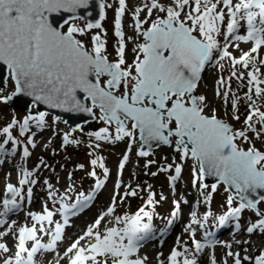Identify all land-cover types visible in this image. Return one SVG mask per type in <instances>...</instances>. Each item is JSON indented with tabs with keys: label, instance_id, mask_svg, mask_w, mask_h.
<instances>
[{
	"label": "snow or ice",
	"instance_id": "snow-or-ice-1",
	"mask_svg": "<svg viewBox=\"0 0 264 264\" xmlns=\"http://www.w3.org/2000/svg\"><path fill=\"white\" fill-rule=\"evenodd\" d=\"M89 2L0 0V82L3 83L0 93L5 91L9 81L14 89L8 95H0V103L23 95L31 97L34 105L86 113L106 125L87 133L88 137L94 138L95 143H89L94 150L101 147L100 142L115 144L127 139L130 151L138 140L141 149L137 156L147 157L154 143L172 146L179 152L181 161L193 162L192 186L202 190L204 203L211 201L217 183L226 185V192L234 190L235 195L227 197V210L216 217L214 227L223 228L235 221L233 226L239 228L241 214L247 209L255 213L257 220L244 230L249 234L257 231L264 234V212L257 208L264 201V151L253 144V138H264L261 104L264 102V55L261 54L264 49V0H144L132 12L134 23L129 27L134 30V36L127 38L122 26L126 0H118L114 19L115 60H109L107 32L101 24L106 18L105 10L111 4L96 0L98 18L89 21L77 14L78 9L88 8ZM142 13L145 14L143 19ZM61 14L67 16L58 25L50 19ZM80 19L85 20L83 27L74 23ZM93 29L100 32L91 35L89 48L78 37L87 36ZM129 42L133 44L131 63L126 59ZM240 42L251 46L248 50L241 49ZM229 47L239 50L240 55L234 56ZM224 60L228 61L229 72L215 80L212 100L203 93L197 95L206 68L219 64L222 73L224 64L220 61ZM5 69L6 74H3ZM233 80L237 82L236 89L232 87ZM245 88L243 95H239L238 91ZM214 102H219L225 114L230 105L232 119L236 122H241L239 109L243 103L247 109L243 127L234 128L221 119L219 109L211 106ZM46 115L40 111L25 115L22 121L13 117L0 128V136H3L0 157L14 155L21 145V141L13 136L14 128L18 127L21 137L31 131L32 125L42 130L47 126ZM113 126L114 131H110ZM34 135L33 132L27 137V143L33 148L36 147ZM9 143L12 145L10 150L5 147ZM79 143L72 138L71 132L63 135L62 146ZM145 146L149 150H144ZM29 156L28 147H23L22 158ZM128 160L126 151L119 161L118 174ZM3 162L0 159V164ZM89 163L94 170L88 175L95 177L97 167L103 170L105 178L109 175L103 157L96 156ZM152 163L155 161H148L145 168ZM173 168L175 174L168 176L172 187L181 176L182 165L168 164L158 169L168 172ZM33 174V171L21 169L18 184L35 185L37 180L31 178ZM205 177L217 179V183L211 185L212 193L203 191L208 187L204 183ZM103 184V180H96L97 189ZM44 185L49 189L48 199L54 200L57 193L52 190L51 183L45 179ZM121 186L122 181L118 178L115 187ZM148 187L145 206L131 214H115L117 194H114L107 209L71 240L62 253L58 246L64 240L69 215L75 216V209L83 207L91 195L80 193L75 203L69 205L63 202L69 199L65 193L57 209L63 223L54 219V212L47 206L42 213L29 211L30 226L13 221L7 224L6 231H0V240L9 235L14 237L12 247L0 242V264H148V257L141 256L139 251L145 241L154 238L155 213L146 207L158 203L150 191L151 186ZM140 190L139 186L128 188L119 197L120 202L136 196ZM5 192L10 198L0 201V225L6 223L5 217L21 209V202L27 200L30 203L33 198L31 186L27 187L26 196L21 187L11 183L6 185ZM160 198L165 199L162 195ZM236 198L239 203L233 207ZM173 204L171 218L166 220L168 226L180 213L179 202L174 200ZM188 215L189 221L183 231L189 234L191 248L189 241H182L177 236L165 259H161L163 253L157 254L158 264H199L201 254L219 243L195 239L196 229L205 227L212 215L210 212L205 211L200 217L193 206ZM160 231L163 234V230ZM234 242L237 245L249 243ZM222 246L231 249L230 244ZM225 257L231 258L232 264L246 261L264 264V250L254 258L229 250ZM205 264H218L214 251L207 254ZM221 264H228V260L224 259Z\"/></svg>",
	"mask_w": 264,
	"mask_h": 264
},
{
	"label": "rangeland",
	"instance_id": "rangeland-1",
	"mask_svg": "<svg viewBox=\"0 0 264 264\" xmlns=\"http://www.w3.org/2000/svg\"><path fill=\"white\" fill-rule=\"evenodd\" d=\"M134 3L137 4V1L130 0V6H128V19L129 21H131V24L134 23L132 20V12L134 11L136 6V4ZM111 4V14L109 16L106 15V18L102 21V27L107 32V36L105 38L107 40V53L109 60H115L116 53L114 45L116 42V37L114 36V29L111 23L112 9L114 8L116 2L112 0ZM74 23L83 27L85 22L80 19L74 21ZM146 26L147 25H145V27ZM66 27L67 26H65V29ZM128 29L132 30L131 27H128ZM97 32H100V30L93 29L88 32L87 36L78 38L82 39L86 46L90 48V37L92 34ZM101 35L103 36V33H101ZM131 36L132 34H130V32L128 31L127 37ZM132 47L133 44L131 42L127 43L126 59L128 60V63H131L133 59V53L131 51ZM230 50H232V48H230ZM236 55L239 56L240 54L236 53ZM220 63L224 64V71L222 73L219 71V64L206 68V71L202 75V80L197 90V95L203 93L207 95L210 100H212L215 80L219 75L227 76L229 71L228 61L224 60L220 61ZM9 82L11 83V81ZM233 82L235 84V87L237 88V82L235 80H233ZM10 87L11 88L9 89L6 88L3 93H0V95H5L6 93L12 91V83L10 84ZM211 106L219 109V117L230 123L234 128L239 129L243 127L242 121L245 117L244 115L247 113L245 105L240 106L239 109L241 122H236L232 119L230 105L228 107L227 114H225V111L221 109L219 102H214ZM30 110H35L33 104H31ZM45 113H47L46 117L48 118V124L55 125V129L58 131L56 135H52V133H46L44 131L45 138L40 140V143L37 145L36 148L30 149V156L28 158L31 164V169H33L36 165H40V168L36 173L35 177H32V179L40 180L38 186H36V189H41L40 185L46 177V173L42 170L43 168H46V170H52L55 168L59 171L60 167L63 164L69 163L68 167H66L65 170L59 171V174H62V177L59 180V186L65 187V189L68 190L67 192H63L59 195L60 197H63L65 193H68V195L70 196L74 193L85 192L88 188L87 186H89L90 182L93 179H96L98 176H104L103 170L99 167L95 168V171L97 173L95 177L88 175L89 172L94 170L93 167L90 165L89 161L95 158L96 156L103 157L104 164L109 169V172L111 168H113L114 166L116 168L118 166L120 158H117V156L120 151L123 152L122 150L126 148V146H128L127 139L124 141H120L121 144L119 147H111L110 149H107L108 146L105 145L106 143L100 142L101 147L99 149L94 150L89 147L90 142L95 143L94 138L88 137L87 133L90 131H97L99 130V128L103 127L105 124L102 121L95 119L94 121L82 124L80 127L71 130L68 125H65L63 123L62 119L57 118L56 116L48 112ZM96 114L97 116L99 115L98 110ZM22 115H25V112H22L19 109L12 108L11 105L8 103H0V128L6 126L12 120L13 117L18 120V118ZM53 118H57V122H53ZM110 130L114 131V126L110 128ZM66 132H71L72 138H75L80 141L79 145L69 144L62 146V138ZM12 133L14 137L21 141V145H26L28 135H25L23 137L19 136L18 127L14 128L12 130ZM50 138H52L51 141H49ZM2 139L3 136H0V142H2ZM21 145L18 146L19 149L21 148ZM242 146L245 148L248 147L247 144H243ZM5 147H8L7 149L10 150L12 148V145H6ZM171 147L172 146L159 147L152 151L149 156L137 159L139 158V156L137 157V145L132 144V157L129 159L124 170L125 185L122 187L124 190L121 189L120 193L117 196V205H119V207L118 210H116V215H123L125 213L131 214L134 213L139 207L145 206V201L147 200V196L149 193V185L151 186L150 191L154 194L153 198L158 203L146 207V210L153 211L155 213L153 217V226L156 227H162L164 224H166V220L168 219V217H170L171 213L169 210L174 207L173 201H176L178 199H187L191 208L195 206L201 209V212L203 213L206 209H208L212 214V220H214L219 215H222L227 210L226 200L228 195L230 194L225 191L223 184L218 183L217 190L214 193H212L211 185H208V187L203 191L205 192V194L212 193V199L210 202L204 203L203 196H201L202 190H200L198 186L195 188L192 187L191 177L193 162L191 160L181 161L180 154L177 151H175L174 155H171ZM255 147L258 148L260 151L264 150V141H256ZM90 152L94 154L89 155ZM19 153L20 152H18L17 154ZM41 160H43V164H41ZM148 161H155V163H152L147 168H145V164ZM175 163H180L182 165V172L180 178L176 181V185L172 187L169 184L168 176L172 175V171L174 170V168L169 170L168 172H160L158 171V169L168 164L174 165ZM78 165H83L84 167L79 168ZM4 169L5 168L3 167L1 171H3ZM153 172L157 174L155 176L151 175V173ZM69 173H71V178H69ZM109 182L112 186L115 185L116 181L114 179H111V181L109 180ZM8 183H11V181H3V178H0V201L3 199L2 193ZM50 183L51 185L53 184L52 182ZM13 185L17 186V184ZM137 186H139L141 190L136 196H129L123 202H120L119 197L124 195L128 188L135 189L137 188ZM44 188H46V185H44ZM41 191L42 190H40V192ZM107 194L110 197L106 196L104 200L100 202V205L97 208H103L106 202H111L113 194L110 192H107ZM161 195L165 197V199L161 200ZM43 198H45V194H43ZM107 198H109V200H107ZM235 202L236 201H234V203ZM257 208L259 211L264 212V201H261L257 205ZM94 212L95 211H93L92 214L90 213L87 221L85 222L86 225H88V223L90 222V218L93 216ZM180 213L179 216L176 218L177 221L181 220ZM242 214L244 220H247L249 218L251 219V217H253L255 213L251 210L246 209L242 212ZM180 225L183 224L181 223ZM181 240L190 242L189 234L181 238Z\"/></svg>",
	"mask_w": 264,
	"mask_h": 264
},
{
	"label": "bare ground",
	"instance_id": "bare-ground-1",
	"mask_svg": "<svg viewBox=\"0 0 264 264\" xmlns=\"http://www.w3.org/2000/svg\"><path fill=\"white\" fill-rule=\"evenodd\" d=\"M136 1H137V4L134 3V4H136L135 7L140 6L144 2V0H136ZM104 2L106 4H111L112 0H104ZM129 2H130V0H126V4L129 3ZM131 4H133V3H131ZM105 11L109 15L108 8H106ZM143 15H145V14L142 13L141 16H143ZM143 18L144 17H142V19ZM128 23H129V20L125 21V23L123 21L122 22L123 28H128V26H129ZM128 31L130 32V34H132V36H134V30L133 29L132 30L128 29ZM243 32H244V30L241 29V33H243ZM221 40H223L222 37H221ZM239 47L241 49L248 50L249 49V43L240 42L239 43ZM236 53L240 54L239 50H233V54H236ZM228 69H229V67H228ZM262 71H264V69H262ZM9 88H11L10 87V83L8 84L7 89H9ZM233 89H236V87L233 86ZM246 90H247L246 88L242 89V90H239L238 94L242 96L244 91H246ZM261 104H262V110H264V102H261ZM242 105H244V104L242 103L241 106ZM46 122H47V126L44 129H42V130H45L48 133H52V135H56L57 134V130L55 129V125L48 124V118L47 117H46ZM105 126L106 125H104L103 127H105ZM42 130H38L37 132H35V136H36L35 140H36V142H38L40 139L44 138V136L40 133ZM249 136H254V134L249 133ZM256 141H264V138H262L260 140H256V139L253 138V144L254 145L256 144ZM134 143L136 144V142H134ZM120 144H121L120 142H116L115 144L106 143L105 145L108 146L107 149H110L111 147H119ZM1 158L2 157H0V159ZM140 158L141 157H139L137 159H140ZM3 161L5 163V167L9 168L10 170L1 171L0 178H3V181H9L10 180L11 182H15V183L18 182V180L20 178L19 177V173L17 175L15 172H16V169H17V165L19 163H21V161H23V159L16 158L14 155H11V156H7L6 159L3 158ZM68 165H69V163L63 164L60 167L59 171L65 170V168L68 167ZM42 170L46 173V177L44 178V180L47 179L49 182L53 183L52 190H54L57 193V195L61 194L62 192H67L68 191L67 189H65V187L59 186V180L61 179L62 174L61 173L59 174L58 170H56L55 168L52 169V170H46V168H43ZM44 180L42 181V183L40 185L41 189H36V187H35V190L33 192V205L35 207H37L40 212L43 211L44 204H45V206H52L54 204V200H49L48 199V191L49 190L47 191V190L43 189L44 188ZM124 184H125L124 181H122V187H123ZM106 186L108 187V184H106ZM107 187H104L103 190L100 192V194L98 196V199H97L96 205H99L100 201L107 196V191H108ZM40 190H42V191L40 192ZM109 190H110V188H109ZM39 192H40V194H39ZM43 194H45V198H42L40 200V195L42 196ZM179 200L180 199H178L176 201L179 202L181 210L184 211V212H186L187 210L190 211L189 203L188 202L185 203L186 200H180V201ZM27 205L28 204L24 205L23 210H25L27 208ZM29 208L32 209L31 204L29 205ZM93 209H94V207L89 209V210H86L82 215H80L77 218L73 219V221L69 224V226H67V228L65 229L64 240L59 243L58 251H60L62 253V251L66 248L64 246V241L66 240V238H68V237L72 238V237L75 236L74 237V239H75L78 236L79 232L82 230L83 224L87 221V219H88V217H89V215H90V213L92 212ZM116 210H118V206H116ZM196 211L198 212V210H196ZM27 213H28V211H26L23 214L22 221L23 222L32 223L30 221V219L27 218ZM187 213H189V212H186L184 214V218L188 217ZM15 217L16 218L20 217V214L15 216ZM255 219H257V216L254 214L253 218L251 217V220H255ZM215 220H216V218L213 220V222ZM9 221L13 222L14 221V217L10 218ZM245 222H248V221L245 220ZM211 224L212 223H210L208 221L205 223L207 228L211 229L212 232H215V231L212 230V226L215 225V224L214 223L212 225ZM154 228H155L154 229L155 235H157L158 232L161 233V231H160L161 229H159V227L154 226ZM236 229L237 228H234L233 232L236 231V234L239 236L238 239H235L234 236H232L230 233L225 232L226 234L224 235L223 239H225V244H230L231 245V249L221 246L220 251H217L215 253V256L217 258L218 264H221V262L224 259L228 260V264H232V259L225 257V253L227 251H229V250L234 251V252H240L241 256H243L245 254H250L253 258L255 257V255H258L261 250H264V234H261L259 231L254 232L253 234H249L245 230H236ZM174 230H175V232L172 233ZM164 231L169 232V234H167V237L163 240L162 243H160V244L157 243V240L156 241H152V242L146 244V246L141 251V256H147L148 257V264H157L156 263L157 262L156 257H157L158 253H163V256L161 257V259L162 258L165 259L167 257V255L169 254V252H170V249H168V251H165V248L167 246L173 245L175 243V241H176L177 235L180 236L182 234L180 226L179 225L176 226V224H174L171 227L167 225L163 229V233H164ZM197 232H196V234H197ZM217 233L220 234L222 232L221 231H217ZM8 238L10 239L9 241H12V244H13L14 237L9 235ZM235 240L249 241V243H244V244L237 245L234 242ZM189 247L191 248V244L189 245ZM156 252H157V254H156ZM205 258H206V254L204 252V253L201 254V259H200L199 263L200 264H205ZM244 264H251V261H246V262H244Z\"/></svg>",
	"mask_w": 264,
	"mask_h": 264
},
{
	"label": "water",
	"instance_id": "water-1",
	"mask_svg": "<svg viewBox=\"0 0 264 264\" xmlns=\"http://www.w3.org/2000/svg\"><path fill=\"white\" fill-rule=\"evenodd\" d=\"M77 14L81 17H86L87 20H89V21L97 19L98 18V7H97L96 0H90L88 8L78 9ZM66 16H67V14L54 15L50 19L52 21H54L55 24L58 25L62 22V20L64 18H66ZM3 74H6V69L4 70ZM0 87H3L2 82H0ZM31 102L34 103V101L32 100L31 97H26L23 95L14 97L11 101H9V103H12V105L14 107H20L22 110H28ZM34 106L38 111H49V112H52L54 114H57L58 116L64 118L72 127H77L81 123L86 122L90 119H93L92 116H90L86 113L66 112V111H63L61 109L49 108L47 105H44V104H36ZM154 147H158V146H156V144L154 143L152 146V149ZM144 150H149V149L145 146ZM174 151L175 150L173 148L172 152H174ZM204 181L212 183V184L217 183V179L215 177H205ZM225 187H226V185H225ZM230 190H233V189H230ZM233 195H235V192L233 193ZM257 198H258V196H257Z\"/></svg>",
	"mask_w": 264,
	"mask_h": 264
}]
</instances>
